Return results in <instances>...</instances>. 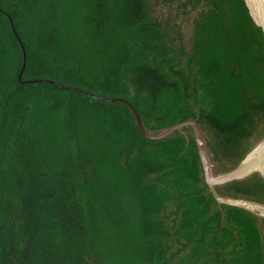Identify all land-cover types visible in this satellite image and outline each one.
Returning <instances> with one entry per match:
<instances>
[{
  "label": "trees",
  "instance_id": "obj_1",
  "mask_svg": "<svg viewBox=\"0 0 264 264\" xmlns=\"http://www.w3.org/2000/svg\"><path fill=\"white\" fill-rule=\"evenodd\" d=\"M0 0V264H264V219L215 170L264 136V61L235 0ZM23 52L25 65L20 76ZM222 197L264 202L249 181Z\"/></svg>",
  "mask_w": 264,
  "mask_h": 264
},
{
  "label": "water",
  "instance_id": "obj_2",
  "mask_svg": "<svg viewBox=\"0 0 264 264\" xmlns=\"http://www.w3.org/2000/svg\"><path fill=\"white\" fill-rule=\"evenodd\" d=\"M235 2L239 8L241 17L244 20L245 27L256 42V49L264 61V0H235ZM152 4L155 15H157L161 19H166L169 16H172V18H174L173 15L178 13L179 17L177 18V22L185 31L186 28L191 26L192 20L195 17V12L188 11L187 13H182L180 10H177L175 6H165L158 2V0H154ZM24 65L25 53L23 52V63L19 74V80L23 72ZM38 82H48L49 84L63 90L79 93L84 96L104 102L124 104L132 113L140 133L144 138L148 140H162L171 136L175 132H179L185 136L183 128L191 127L193 129L197 150L201 161L204 182L208 188V192L212 194L217 205H227L230 207L245 209L251 212L257 218L264 219V202L250 201L242 197H222L215 190L216 187L227 185L230 183L249 181L259 187V189L261 190V194L264 197V136L252 149H250L242 157V159L239 160V162L235 166L225 172L218 171L215 170L213 164L211 163L212 156L208 152L205 144L206 134L199 127L196 119H189L187 121L178 123L174 126L163 129L156 135H153L148 133L146 128L143 126L135 108L128 101L122 98L96 97L69 87L58 86L52 81L48 80H31L24 83Z\"/></svg>",
  "mask_w": 264,
  "mask_h": 264
},
{
  "label": "flooded vegetation",
  "instance_id": "obj_3",
  "mask_svg": "<svg viewBox=\"0 0 264 264\" xmlns=\"http://www.w3.org/2000/svg\"><path fill=\"white\" fill-rule=\"evenodd\" d=\"M220 187V186H219Z\"/></svg>",
  "mask_w": 264,
  "mask_h": 264
}]
</instances>
